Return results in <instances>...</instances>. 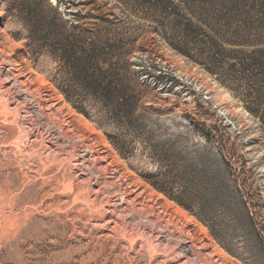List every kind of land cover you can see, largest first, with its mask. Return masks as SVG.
<instances>
[{
	"label": "rangeland",
	"instance_id": "1",
	"mask_svg": "<svg viewBox=\"0 0 264 264\" xmlns=\"http://www.w3.org/2000/svg\"><path fill=\"white\" fill-rule=\"evenodd\" d=\"M49 2L0 0V264H264V0ZM78 28L125 44L132 128L41 50Z\"/></svg>",
	"mask_w": 264,
	"mask_h": 264
},
{
	"label": "trees",
	"instance_id": "2",
	"mask_svg": "<svg viewBox=\"0 0 264 264\" xmlns=\"http://www.w3.org/2000/svg\"><path fill=\"white\" fill-rule=\"evenodd\" d=\"M24 4L18 6V11L26 16L22 20L26 22L28 30L31 29L36 35L47 28H56V24L54 25L45 15L48 10L63 28L69 23L60 12V8L53 7L49 0H24ZM100 15L98 13L93 18H103ZM88 31L90 30L78 28V37L72 40L64 38L66 33H63L61 40H57L56 43H40L41 50H50L58 70L64 75L65 80L70 81H67L69 84L78 88V97L82 101L98 105L105 117L132 128L137 122L133 118L138 109L139 92L135 89L139 84L137 79L131 76L132 65L126 61L122 62L118 57L125 51V44L97 43L95 39L86 37ZM112 58L118 60L114 62ZM138 118L140 119L139 116ZM206 175L208 174H204V177ZM208 181L209 187L200 186L199 189H205L207 192L205 194L209 197L194 198L191 202L210 207L211 201L216 202L224 197L220 195L226 192V188L223 189L226 186L224 180L220 178L219 181L215 180L216 185L212 177L208 178ZM180 204L191 210L187 205Z\"/></svg>",
	"mask_w": 264,
	"mask_h": 264
}]
</instances>
